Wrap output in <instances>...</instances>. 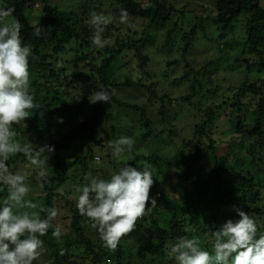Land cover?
Wrapping results in <instances>:
<instances>
[{
    "label": "trees",
    "instance_id": "16d2710c",
    "mask_svg": "<svg viewBox=\"0 0 264 264\" xmlns=\"http://www.w3.org/2000/svg\"><path fill=\"white\" fill-rule=\"evenodd\" d=\"M147 1L146 4L144 0H67L70 7L66 8L52 0H0V8H14L12 16L4 23L19 20L22 44L32 49L29 57L30 88L35 102L42 106L39 110H30L31 116L21 125L13 126L18 133L17 139L22 144L30 143L33 149L45 144L54 146L51 154L72 151L69 157L55 158L47 182H39V196L35 197L36 192L32 190V197L25 198L46 208L58 209L56 198L61 197L70 209L71 233L62 227V218L58 215L52 222L53 229L41 237L45 253L33 264H142L141 260H146V264H176L169 252L180 237L197 238L200 247L212 253V232L229 219H239L235 208L255 219L257 238L264 235V8L258 0H214L216 10L213 16L223 31L231 28L241 15H248L247 45L251 52H260V55L253 62L248 59L237 62L246 63L247 73L254 71L252 78L247 74L242 84L224 92L213 82L212 73H202L203 79L191 74L194 66L200 68L201 65L196 60H186L198 31L194 25L180 39L182 57L170 59L167 63L169 68L177 65L185 68L183 78L175 81L181 78L182 81H191L189 93L175 101L168 94H160L156 84L148 81L153 74L148 70L151 58L145 52L149 42L147 30L160 28L170 21L175 7L169 0ZM30 9H37L40 13L29 15ZM122 9L127 11L128 18L147 20L141 38L136 31L128 30L126 23L120 22ZM92 11L119 18L105 27L103 38L111 43L103 49H97L91 42L94 30L89 19ZM37 26L41 28L39 37L34 34ZM175 29L166 31L167 45L172 43ZM125 55L137 59L144 79L118 78L122 67L119 60ZM58 62L62 67H56ZM71 88L77 93H72ZM119 88L146 90L152 107H155V101L160 102L157 111L166 124L172 113V101L178 102L179 107L184 105V109L186 106L196 109L197 115L201 113L198 102H206L202 93L219 96L218 99L223 101L219 107L209 106L204 111L202 118L194 124L193 138L183 141L178 149L169 141L168 147H173L170 155L165 157L152 151L129 162L130 166L136 167L139 161H145L155 169L150 197L156 199L157 207L137 222L135 230L124 237L125 242L121 240L113 253L104 246L98 231L91 227L92 222L79 213L74 201L59 191L71 179L76 181L75 185L82 186L87 183L85 178L89 175L110 179L104 167L94 169V164L102 161L97 150L105 145L98 136L101 137L108 119L112 121L116 115L121 116L122 121L126 118L129 121H121L124 123L122 129L128 130L132 126L131 134L138 125L136 137L141 144L153 143L157 130L153 127L148 106L121 101L114 93ZM100 90L107 91L110 100L90 103L91 94ZM77 95H80L79 99L75 97ZM130 111L135 112L138 119L133 120ZM228 112L231 116L226 115ZM233 119L237 120L236 124ZM118 129L111 128L108 136L113 139L112 143L121 138ZM215 129L238 136L219 145L213 138V133L217 134ZM169 131L170 136L176 135ZM105 140L110 144L111 140ZM165 144L167 146V141ZM22 163H28L23 154L6 161L13 172ZM34 179L35 172L28 178V183ZM7 196L6 186L0 184V206ZM35 211L39 212V208ZM40 216L44 219L46 213L40 212ZM56 225L61 226L64 233L59 241L52 236ZM126 240L130 244H126ZM229 264H232L231 257Z\"/></svg>",
    "mask_w": 264,
    "mask_h": 264
},
{
    "label": "clouds",
    "instance_id": "9594fccd",
    "mask_svg": "<svg viewBox=\"0 0 264 264\" xmlns=\"http://www.w3.org/2000/svg\"><path fill=\"white\" fill-rule=\"evenodd\" d=\"M14 8H0V184L6 186L8 196L0 206V264H33L46 251L41 237L53 229V220L60 214L57 208H46L41 204L26 200L30 192L28 178L32 171L13 172L6 165L17 154H23L38 182H47L49 157L45 153L54 152V146L45 144L33 149L30 143H20L18 133L13 130L14 125H21L29 118L30 110H39L41 105L35 102L30 88L29 57L32 49L22 44L21 23L13 20L4 23L12 16ZM112 22V17L92 11L89 25L92 27V44L97 49L110 45V41L103 38L105 27ZM121 23H129L128 13L121 10ZM37 37L41 35V28L35 27ZM57 68L62 67L57 63ZM103 86H101V89ZM79 99L80 95L75 96ZM109 93L104 90L96 91L89 97V102H108ZM134 139L121 137L112 143V155L122 158L131 153ZM110 179H100L87 176L84 186L77 185L75 192L76 207L82 216H86L92 223L103 241L104 246L115 252L121 240L133 232L137 222L150 214L157 207L155 198L150 197V189L154 184L155 169L147 162L142 164V171L127 164ZM150 202V206L149 205ZM39 208V212L35 211ZM31 210V211H29ZM238 220H227L218 230L213 231V252L200 247L197 238L180 237L171 246L169 255L176 264H264V235L257 238V223L253 217L240 208H235ZM40 212L46 213L41 219ZM64 235L61 226L56 225L52 236L59 241ZM64 252L61 250V255Z\"/></svg>",
    "mask_w": 264,
    "mask_h": 264
},
{
    "label": "rangeland",
    "instance_id": "374dc122",
    "mask_svg": "<svg viewBox=\"0 0 264 264\" xmlns=\"http://www.w3.org/2000/svg\"><path fill=\"white\" fill-rule=\"evenodd\" d=\"M56 5L64 6L69 8L70 5L67 0H52ZM70 1V0H68ZM261 6L264 8V0H258ZM147 4L148 1L144 0ZM169 2L174 5L175 10L172 12V17L170 21L163 24L160 28L152 27L147 30L146 37L149 36V42L145 48V52L150 56L151 62L149 64L148 70L153 74L152 79L150 78L149 82H154L156 88L159 90L160 94H168L171 99L177 101V99L189 93V84L191 85V81H182L181 79L184 76L186 71L183 65H177L170 68L168 67V61L170 59L180 58L183 54V45L180 43V39L184 32H189L191 28L195 25L198 27V31L196 36L194 37V42L191 48L188 50L186 54V60L195 62L200 65L199 67L194 66V71L191 73L199 77V79H203L202 73H212L213 75V82L215 81L219 86L221 91H224L239 86L243 83L244 79L246 78L247 73L246 70V63L245 62H237V60H245L248 59L249 61L253 62L255 59L259 57V53L251 52L250 47L247 45L246 40V22L248 19V15L243 14L238 17L234 22L233 26L225 31L220 28V24L214 18L216 4L214 0H169ZM39 6V5H38ZM40 12L37 9H30L28 10L29 15H38ZM112 20L115 22L118 21L119 18L116 16L111 15ZM129 23L134 24L136 27L130 28L128 23H126V27L132 33L135 31L138 33V37L141 38L144 35V30L147 28V20L144 19H132L128 18ZM175 29L174 37L172 39V43L170 45L166 44V31L170 29ZM179 40V41H178ZM227 43V46L224 44ZM124 55V54H122ZM119 66L122 65L121 70L119 71L118 78L123 80L125 77H129L134 81L139 79H144V73L138 66L137 59L132 55H125V57L121 56V60H119ZM208 63V65L206 64ZM206 66V68H204ZM174 72V75H173ZM251 71L249 74V78L251 79ZM182 78L180 80L175 81L179 77ZM148 81H146L148 83ZM211 88V86H208ZM72 93H77V91L73 88L70 90ZM115 96L123 102L129 104H136L140 106H148V111L150 113L151 120L153 121V127L157 130L155 138L152 140L153 143L150 144H141V142L137 139L138 135V125H136L135 133L130 134V130L132 126L127 129H122L123 124H121L122 117L118 115L110 121L108 119L105 123V127L101 131V137L98 136L99 140H102V144L105 147L100 148L97 152L102 157V161L99 163L94 164V169L98 170L104 167L103 170H106L108 174L111 175L113 173H117L121 167L124 166V161L127 160L129 157L134 160V158L138 155L142 154H150L152 151L159 155H164L165 157L170 155L169 153L173 151V147H168L169 141L175 149H178L183 141H187L193 138V129L194 124L200 120L203 116L204 111L209 107H219L222 101L218 99L216 96H212L211 94L202 93L201 95L205 96L204 103L198 102V111H201L200 114H196L194 111L196 109H188L189 107L183 108V106L179 107L178 102L172 101V107H170L171 114L169 118L164 123V120L159 116L157 109L160 107V102L155 101V107H152L148 101V93L146 90L142 89H128V88H119L115 90ZM222 95V93H221ZM225 96V95H222ZM227 97V95H226ZM198 99H196L197 101ZM116 108L114 106L113 110ZM125 108V107H124ZM128 109V108H125ZM187 110L188 112H186ZM112 111L110 110V113ZM132 119H138V116L135 112L130 111ZM225 115V113H224ZM226 115H230L231 113H226ZM125 116L128 118V115L125 113ZM136 116V117H135ZM233 116V115H232ZM232 118V117H231ZM252 119L250 118V121ZM129 121V120H128ZM126 118L122 122H128ZM236 119H233L232 122L236 124ZM168 122H170L168 124ZM115 126L118 127L121 131H119L120 137H131L134 139L135 143L133 146V150L131 153H126L122 158H116L112 155V138L108 135L111 131V128ZM217 126V125H216ZM64 129L65 127H60ZM68 128V127H66ZM57 129V127H56ZM174 131L176 135L170 136V131ZM220 130H222L220 128ZM218 129H215V133H213V138L217 141L219 145H223L224 143L230 142L231 140L237 138L238 135L235 134H225ZM132 132V131H131ZM35 138V137H32ZM105 139H109L110 144ZM100 140V141H101ZM167 141V146H166ZM77 146V144H74ZM72 151H64L58 154H51L45 153L46 156L49 157L47 171L50 172V169L53 168L55 158H65L71 156ZM112 161H116V163H112ZM132 160L127 161L129 162ZM145 161H139L137 170L142 171V164ZM33 171L31 165L28 163L21 164V166L14 169V172H21V171ZM94 173V172H93ZM68 185L64 186L61 189L62 192L60 194L66 195L69 200L74 201V205L76 206V198L78 197V193L75 192V187L77 185L76 181L70 180ZM30 192L34 190L36 194H33L35 197H38V192H41V186L37 179H34L32 182L28 183ZM82 187V185L78 184ZM64 189V190H63ZM151 190V189H150ZM70 191L69 193H67ZM29 192L27 197H32V194ZM264 192V189H263ZM74 196H77L76 198ZM27 200V199H26ZM56 203L58 210L60 212V222L62 223V227L67 229V232L71 233L70 228V209L65 204V201L58 197L56 198ZM264 204V202H263ZM62 228V229H63ZM124 242L125 239L123 238ZM130 244V241L126 240V244ZM146 260H141L142 264H146Z\"/></svg>",
    "mask_w": 264,
    "mask_h": 264
}]
</instances>
